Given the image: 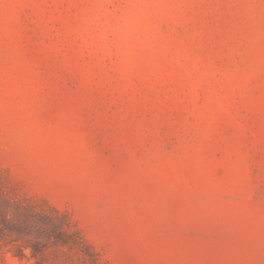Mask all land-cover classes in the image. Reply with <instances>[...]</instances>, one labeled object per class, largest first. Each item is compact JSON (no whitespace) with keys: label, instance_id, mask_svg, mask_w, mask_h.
<instances>
[{"label":"rangeland","instance_id":"1","mask_svg":"<svg viewBox=\"0 0 264 264\" xmlns=\"http://www.w3.org/2000/svg\"><path fill=\"white\" fill-rule=\"evenodd\" d=\"M5 190L107 264H264V0H0ZM43 227L0 264H92Z\"/></svg>","mask_w":264,"mask_h":264},{"label":"trees","instance_id":"2","mask_svg":"<svg viewBox=\"0 0 264 264\" xmlns=\"http://www.w3.org/2000/svg\"><path fill=\"white\" fill-rule=\"evenodd\" d=\"M6 199L4 203L7 206V212L4 217V221L0 225V236L10 235L12 242H17L18 239L13 234L26 233L30 230L31 224H41L44 227L40 230L44 236H47L50 240L59 243L63 246L74 250L75 252L85 253L91 256L92 264H107L100 257L99 253L86 242L83 236H80L78 229H73L71 224L65 221L67 215H58L60 213L57 209L52 208L55 216L49 211L38 206V202L29 196H23L20 198L16 192L11 191L2 192ZM8 196V197H7ZM10 211H15V216L10 215ZM54 225V228H47V226ZM46 243L33 241L30 244L31 252L33 257H37L36 252H43ZM19 253L16 254L20 257L25 256V249L19 248ZM86 254V253H85ZM36 264H40L36 262Z\"/></svg>","mask_w":264,"mask_h":264}]
</instances>
